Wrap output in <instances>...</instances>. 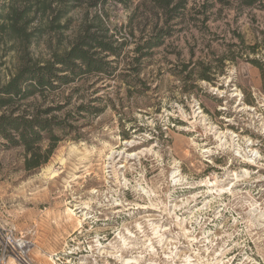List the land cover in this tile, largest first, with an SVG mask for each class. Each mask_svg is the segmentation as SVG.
Masks as SVG:
<instances>
[{
    "label": "rangeland",
    "instance_id": "1",
    "mask_svg": "<svg viewBox=\"0 0 264 264\" xmlns=\"http://www.w3.org/2000/svg\"><path fill=\"white\" fill-rule=\"evenodd\" d=\"M249 1L107 0L32 47L48 59L87 14L126 41L118 78L80 93L104 111L48 164L28 172L23 149H0V264H264V0Z\"/></svg>",
    "mask_w": 264,
    "mask_h": 264
},
{
    "label": "trees",
    "instance_id": "2",
    "mask_svg": "<svg viewBox=\"0 0 264 264\" xmlns=\"http://www.w3.org/2000/svg\"><path fill=\"white\" fill-rule=\"evenodd\" d=\"M106 1L9 0L0 7V49L4 58L11 56V67L5 74L0 71V149H23L28 172L48 164L59 144L79 132L82 119L104 111L98 104L101 98L86 103L80 93L89 77H100L99 82L118 78L116 64L126 41L120 42L118 33L110 34L102 14H96L93 22L87 14L84 26L68 46L53 49L49 44L48 59L35 57L32 47L50 32L67 30L62 22L71 11H89ZM255 3L257 0H251L247 5ZM144 4L173 13L185 8L186 0H144ZM161 44L154 36L137 52ZM254 63L264 79V63ZM6 64L1 62L0 68ZM207 72L201 71L199 78L209 81ZM72 138L81 139L79 135Z\"/></svg>",
    "mask_w": 264,
    "mask_h": 264
},
{
    "label": "bare ground",
    "instance_id": "3",
    "mask_svg": "<svg viewBox=\"0 0 264 264\" xmlns=\"http://www.w3.org/2000/svg\"><path fill=\"white\" fill-rule=\"evenodd\" d=\"M242 101V100H241ZM251 109V108H250ZM227 133V132H226ZM220 134H222V136H223V134L224 133H220ZM228 136H229V134H228ZM237 137V136H236ZM222 138V137H221ZM219 140V139H218ZM231 143V142H230ZM231 148V147H230ZM209 152V150H206V153H208ZM251 153V152H250ZM257 153V152H256ZM252 156H251V161H252ZM255 158V157H254ZM250 160V159H249ZM256 160V159H255ZM125 166V165H124ZM126 167V166H125ZM49 172V171H48ZM173 178H176V176H174V174H173ZM174 181V180H173ZM145 192V191H144ZM147 195V194H146ZM69 213H70V215L71 216H74L75 214H74V211L72 210V209H70L69 210ZM77 221V225H78V227L79 228H82L83 227V219H77L76 220ZM20 247L23 249H27V247H26V244H24V243H22L21 245H20Z\"/></svg>",
    "mask_w": 264,
    "mask_h": 264
},
{
    "label": "built area",
    "instance_id": "4",
    "mask_svg": "<svg viewBox=\"0 0 264 264\" xmlns=\"http://www.w3.org/2000/svg\"><path fill=\"white\" fill-rule=\"evenodd\" d=\"M27 244V243H26ZM28 245V244H27ZM29 246V245H28Z\"/></svg>",
    "mask_w": 264,
    "mask_h": 264
}]
</instances>
